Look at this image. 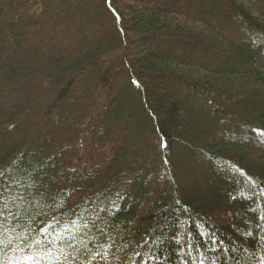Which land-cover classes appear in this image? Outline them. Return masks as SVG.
I'll use <instances>...</instances> for the list:
<instances>
[{"label":"trees","instance_id":"trees-1","mask_svg":"<svg viewBox=\"0 0 264 264\" xmlns=\"http://www.w3.org/2000/svg\"><path fill=\"white\" fill-rule=\"evenodd\" d=\"M263 58L264 0H0V264H264Z\"/></svg>","mask_w":264,"mask_h":264},{"label":"rangeland","instance_id":"rangeland-1","mask_svg":"<svg viewBox=\"0 0 264 264\" xmlns=\"http://www.w3.org/2000/svg\"><path fill=\"white\" fill-rule=\"evenodd\" d=\"M250 37V36H249ZM252 39V41L253 42H255V40L256 41H258V39L257 38H251ZM262 63H263V66L261 65L260 67H264V58L262 59ZM191 106H194V107H196L194 104H193V102L191 101V102H188ZM95 119H98V116H96L95 115ZM209 127H211V129H214L215 127H213V126H209ZM98 129H101V126H100V124L99 123H97L96 124V128H92L91 130H90V134H92V136L94 135V134H96L97 132H98ZM216 130H217V133L219 134V135H216L215 134V136L216 137H225V138H229V137H237L238 139H242V140H247V139H252V140H254L255 141V143H257L259 146H261V147H263L264 148V144H263V138H261L260 136H259V134H256L255 132H253L252 130H250V129H248V128H244L243 130H241L240 132L239 131H237V130H234V129H232V128H216ZM216 132V131H215ZM54 134H59V133H57V132H55L54 131ZM211 134H213L212 136H214V133H211ZM57 136H59L60 137V134L59 135H57ZM58 137V139H60ZM255 137V138H254ZM94 142H95V138L93 137V139H92ZM155 149H156V153H159L160 152V150L158 151V147H155ZM153 157H154V155L151 153V154H147L146 153V155H145V158H146V162L147 163H149V161L150 160H153ZM189 161H191L189 164H188V162ZM188 162H185L184 163V165L185 166H187V167H189V168H192L193 167V164H195V165H197L199 168H200V170L202 171L203 170V168H204V165L202 164V162L200 161V160H198L197 158H193V159H190ZM183 163V162H182ZM162 170H163V168H162ZM204 170H206V168H204ZM178 171H180V170H178ZM207 171V170H206ZM191 173H193V172H191ZM153 175V174H152ZM214 177V176H213ZM195 178V177H194ZM198 178H201V179H205V181H207V182H212V178L210 177V176H208V175H204L203 174V172L199 175V177L197 176V179ZM216 179H221L219 182L220 183H222L221 184V186H222V188H221V190L219 189L220 187H219V185H217V184H215V182H212L211 184H206V185H212V186H210V188L211 189H214V191H210V190H207V188H206V186H204V190H205V192H210L209 194H211L212 195V197L213 198H216L217 200H219V201H221V199L223 200V199H226V197L228 196V197H231V194H229V191L227 190L228 188L227 187H225V183H227V180H223L219 175H217L216 177H215ZM223 181L225 182V183H223ZM159 190H161V188H159ZM158 190V191H159ZM217 190V195H216V191ZM18 192H20V189L19 188H13L12 189V194H10L9 195V200H11V201H15L16 199H18V197L16 196V193H18ZM206 193V194H207ZM212 193H215V195L214 194H212ZM6 194H8V193H6ZM205 194V195H206ZM214 195V196H213ZM247 195H242V196H239V197H237L238 199H242V200H248L247 198ZM28 201L30 202V200L28 199ZM27 201V203L25 204V207L28 205H30V203ZM112 204H113V202L112 201H110L109 202V205L110 206H112ZM153 203H151V207H153ZM52 206V205H51ZM53 207V206H52ZM110 215H111V213H109ZM91 213L89 212L88 213V217H89V219L91 218ZM93 217V216H92ZM80 223V222H79ZM86 223H88V225L86 224ZM92 223H94V222H92ZM8 225V224H7ZM31 224H29L28 226H30ZM95 226H97V224H91L90 223V221H86V222H82V223H80V224H75V225H73L70 229H69V231H71L72 232V235H77V233L78 232H82L85 228H88V229H93ZM6 227V226H5ZM7 228V227H6ZM43 232H45V234H47V232H48V228L47 229H45ZM50 233H53V231H51ZM7 238L6 239H2V241H5V240H7V239H9L10 241H12V239H13V242L15 243V242H17V239H18V237H17V232H14L13 231V229H9V233H7ZM35 237L37 238L38 237V234H36L35 235ZM17 238V239H16ZM16 246H18L17 244H16ZM112 246V242L110 243V245H106V246H104V250H105V252H100V253H106L107 252V250H109V248ZM46 253H48L49 254V251L48 252H46ZM63 253H64V251H63ZM100 253H98V252H95V254L96 255H98V254H100ZM12 254V253H11ZM60 253H58L57 255H59ZM13 255V256H12ZM12 255H9L10 256V258H13L14 259V261H12V262H10V264H23L24 262H23V260H21V259H18V260H16L15 259V257H14V254H12ZM63 259H62V263L63 264H65L66 262H69L70 261V259L73 261V263H74V259L73 258H71L70 256H69V254L68 253H64V255H63ZM72 257H74V256H72ZM10 258H8V260H5V264H8V261H9V259ZM71 262V261H70ZM34 264H37V262H34ZM75 264H78V263H75Z\"/></svg>","mask_w":264,"mask_h":264}]
</instances>
